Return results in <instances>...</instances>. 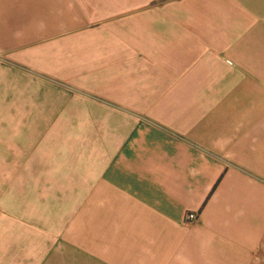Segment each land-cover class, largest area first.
Segmentation results:
<instances>
[{
	"label": "crops",
	"instance_id": "crops-1",
	"mask_svg": "<svg viewBox=\"0 0 264 264\" xmlns=\"http://www.w3.org/2000/svg\"><path fill=\"white\" fill-rule=\"evenodd\" d=\"M0 179V264H264V0H0Z\"/></svg>",
	"mask_w": 264,
	"mask_h": 264
},
{
	"label": "rangeland",
	"instance_id": "rangeland-1",
	"mask_svg": "<svg viewBox=\"0 0 264 264\" xmlns=\"http://www.w3.org/2000/svg\"><path fill=\"white\" fill-rule=\"evenodd\" d=\"M4 182L3 179H0V227L2 228V236L4 241H10L11 240V230L10 227L11 224V192H10V186L9 185H2L1 182ZM23 224L19 225L20 232L18 233V239L19 241H26L27 240V233H25L26 224L25 219L20 218L19 219ZM24 220V221H23ZM51 235H43V234H35L34 238L35 241L38 240V242L47 241L48 237ZM47 237V238H46Z\"/></svg>",
	"mask_w": 264,
	"mask_h": 264
},
{
	"label": "built area",
	"instance_id": "built-area-1",
	"mask_svg": "<svg viewBox=\"0 0 264 264\" xmlns=\"http://www.w3.org/2000/svg\"><path fill=\"white\" fill-rule=\"evenodd\" d=\"M195 218H196L195 215H190V216L188 217L189 220H193V219H195Z\"/></svg>",
	"mask_w": 264,
	"mask_h": 264
}]
</instances>
